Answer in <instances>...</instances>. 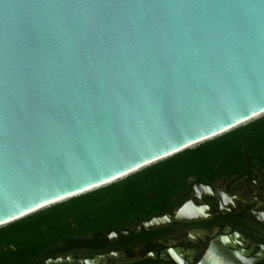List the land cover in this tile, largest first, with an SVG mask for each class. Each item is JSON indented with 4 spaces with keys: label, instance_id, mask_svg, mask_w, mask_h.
I'll return each instance as SVG.
<instances>
[{
    "label": "water",
    "instance_id": "95a60500",
    "mask_svg": "<svg viewBox=\"0 0 264 264\" xmlns=\"http://www.w3.org/2000/svg\"><path fill=\"white\" fill-rule=\"evenodd\" d=\"M262 112L264 0H0V226Z\"/></svg>",
    "mask_w": 264,
    "mask_h": 264
},
{
    "label": "flooded vegetation",
    "instance_id": "af4514ba",
    "mask_svg": "<svg viewBox=\"0 0 264 264\" xmlns=\"http://www.w3.org/2000/svg\"><path fill=\"white\" fill-rule=\"evenodd\" d=\"M242 139L241 156L216 162L202 177L190 175L169 182L165 192L114 204L90 220L72 225L32 227L13 243L3 244L0 264H200L214 243L227 240L228 251L246 252L255 260L264 247V148ZM213 187L217 195L194 190ZM187 203L195 219L146 224L176 216ZM188 219V220H187ZM84 261L85 263H83ZM255 264H264V255Z\"/></svg>",
    "mask_w": 264,
    "mask_h": 264
},
{
    "label": "trees",
    "instance_id": "16d2710c",
    "mask_svg": "<svg viewBox=\"0 0 264 264\" xmlns=\"http://www.w3.org/2000/svg\"><path fill=\"white\" fill-rule=\"evenodd\" d=\"M262 123H264V117L245 126L236 128L215 139L201 143L196 148L185 149L143 170L133 173L118 182L54 204L2 226L0 227V251L3 248V244L13 243L19 233L26 235L32 227L72 225L71 219L73 221L76 220L74 219L75 216H73L75 214L71 213L81 210L86 203L101 204L110 201L109 196L111 195H107L104 192L109 191L119 184H129V190L133 191L139 188V186H143V184L152 186L157 180H162L164 184L161 190L151 189L144 192L157 194L165 192L169 182H174L179 178H187L193 174L202 177L214 163L221 162L222 155L227 152L230 146H239L242 143V139L252 135L254 131L258 130L256 126ZM79 217L83 219V224L91 218L87 213L76 216L78 219Z\"/></svg>",
    "mask_w": 264,
    "mask_h": 264
},
{
    "label": "rangeland",
    "instance_id": "374dc122",
    "mask_svg": "<svg viewBox=\"0 0 264 264\" xmlns=\"http://www.w3.org/2000/svg\"><path fill=\"white\" fill-rule=\"evenodd\" d=\"M262 117H264V114L259 116V117H257V118H254V119H252V120H250V121H248V122H246V123H244V124H242L240 126H238L237 128L245 126V125H247V124H249V123H251V122H253L255 120H258V119H260ZM256 128L258 129L257 131H254L252 135L244 138L245 142H247L249 146H254V147L261 146L262 148H264V123H262L260 125H257ZM233 130H234V128H233ZM233 130L231 129L230 131H233ZM226 133H228V132H226ZM221 135H223V134H221ZM221 135H219V136H221ZM219 136H217V137H219ZM215 138L216 137H214L212 139H215ZM212 139H210V140H212ZM201 143H204V141L201 142ZM200 144L193 145L190 148H196ZM242 146H243L242 143H240L239 146H230L229 149L227 150V152H225L222 155L221 162L227 161L230 156H239V155L241 156V154H242ZM151 165H153V164H151ZM151 165H149V166H151ZM149 166H146V167H149ZM146 167H144V168H142L140 170H143ZM140 170H138V171H140ZM138 171H136V172H138ZM136 172H134V173H136ZM120 180H122V179H120ZM120 180H118V181H120ZM118 181H116V182H118ZM163 184H164V182H162V180H157V182H155L152 186H146V184H143V186H141V187L139 186V188H136L135 190L132 191V190H129V188H130L129 184L122 183V184H119V185L113 187L109 191L104 192L107 195H111V196H109L110 197V201H107V202H104V203H101V204H93V203L89 204V203H86L81 210H78L77 212L71 213V214H75L73 216H75L74 219L76 220V222H78V220H79L78 218H76V216H81V214H86L87 213V214H89L91 216V218L92 217L94 218L96 215L103 216L108 209L113 208V205L115 203L116 204H124L125 203L124 201L127 200V199H129V200L130 199H137L138 200L142 196H145L146 194H148V193H144L145 191H148V190H151V189L161 190V188H163ZM108 185H110V184H108ZM105 186H107V185H104L103 187H105ZM96 189H99V188H96ZM96 189H93V190H96ZM67 200H69V199H67ZM63 219H65V217H63ZM84 225L85 226H93V221L92 220H87L86 223H84Z\"/></svg>",
    "mask_w": 264,
    "mask_h": 264
},
{
    "label": "bare ground",
    "instance_id": "6f19581e",
    "mask_svg": "<svg viewBox=\"0 0 264 264\" xmlns=\"http://www.w3.org/2000/svg\"><path fill=\"white\" fill-rule=\"evenodd\" d=\"M263 114H264V112H262L261 114H258V115H256V116H254L253 118L249 119L248 121H250V120H252V119H254V118H257V117H259V116H261V115H263ZM248 121H246V122H248ZM246 122H243V123H241L240 125H242V124H244V123H246ZM238 126H239V125H238ZM238 126H236V127H238ZM231 129L233 130V128H230V129H228L226 132H229ZM234 129H235V127H234ZM226 132H223V133H221V134H224V133H226ZM221 134H218V136L221 135ZM214 137H217V136H214ZM214 137L209 138V140L212 139V138H214ZM205 141H208V140H205ZM205 141H204V142H205ZM194 145H196V144H194ZM191 146H193V145H191ZM191 146H189V147H191ZM155 163H156V162H155ZM151 164H152V163H151ZM151 164H148V165L142 166L141 168H139V169H137V170H135V171H133V172H131V173H128V174H126V175L120 177L119 179H123V178L127 177L128 175H130V174H132V173H134V172H136V171H138V170H140V169H142V168H144V167H146V166H149V165H151ZM119 179H114V180H112V181H110V182H107V183H105V184H101V185H98V186L93 187V188H91V189H88V190H86V191L79 192V193H77V194L74 195V196H78V195H80V194H83V193H85V192L91 191V190H93V189L103 187L104 185H108V184L114 183V182L118 181ZM71 197H73V196H69V197H66V198H62V199L58 200V202L55 201L54 203H59V202L65 201V200H67V199H70ZM50 205H52V204H51V203H50V204H47L46 206H43L42 208H44V207H48V206H50ZM39 209H41V208H38V209L35 210V211H38ZM32 213H33V212H32ZM22 217H24V216H22ZM18 219H20V218H18ZM0 227H1V226H0Z\"/></svg>",
    "mask_w": 264,
    "mask_h": 264
}]
</instances>
